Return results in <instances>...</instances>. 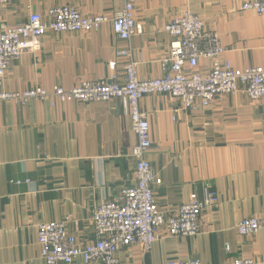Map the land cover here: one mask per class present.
Instances as JSON below:
<instances>
[{
	"label": "crops",
	"instance_id": "obj_1",
	"mask_svg": "<svg viewBox=\"0 0 264 264\" xmlns=\"http://www.w3.org/2000/svg\"><path fill=\"white\" fill-rule=\"evenodd\" d=\"M246 1L136 0L142 30L129 41L116 37L110 21L89 32L49 30L36 51L11 62L0 91L38 85L70 89L111 74L123 80L129 58L116 51L126 46L139 78H159L171 41L163 28L184 11L218 31L233 67L264 66V14L243 9ZM64 5L112 18L123 0H10L0 8V28L24 23L32 12L47 18L51 7ZM209 67L203 59L198 70ZM140 108L152 140L146 158L162 178L154 186L160 208L172 213L191 193L202 196L205 189L218 193L219 204L202 213L199 234L173 237L161 230L147 252L137 244L121 248V264H167L190 257L201 264L236 258L264 264V97L251 99L239 91L216 98L209 108L190 110L168 94L151 93ZM136 143L130 109L121 98L24 105L0 100V264H46L38 243L42 222L66 221L81 244L93 243L99 204L135 183L131 151ZM252 216L261 220V228L241 235L238 223Z\"/></svg>",
	"mask_w": 264,
	"mask_h": 264
},
{
	"label": "built area",
	"instance_id": "obj_2",
	"mask_svg": "<svg viewBox=\"0 0 264 264\" xmlns=\"http://www.w3.org/2000/svg\"><path fill=\"white\" fill-rule=\"evenodd\" d=\"M9 1L0 0V8ZM135 5L136 0H123L122 8L112 18L85 15L72 5L54 6L48 10L47 18L32 12L24 23L3 25L0 28V80L13 60L40 47L42 36L49 30L89 32L110 21L116 37L129 41L142 30L137 22ZM242 8L264 14V0H247ZM163 29L171 41L168 55L161 60L163 74L159 78H139L137 64L131 59L132 51L126 46L116 51L118 55L129 58L124 65L123 80L111 74L99 80H83L70 89L60 85L46 89L38 85L21 92L0 91V100H11L21 105L33 100L92 103L121 98L129 106L132 129L137 135V143L131 151L136 160L135 183L124 188L115 199L99 204L93 217L96 234L93 243L81 244L68 230L66 221L39 224L38 243L46 264H76L77 259H81V264H121L118 257L121 248L137 244L147 252L160 239L161 230L173 237L199 234L202 213L219 204L218 193L205 189L202 196L191 193L189 201L172 213L160 208L154 186L160 185L162 178L146 158L152 140L150 124L140 108V101L147 94L163 93L179 99L182 109L196 110L209 108L216 98L239 91L251 99H260L264 97V66L233 67L224 57L226 49L218 31L207 29L205 21L190 11H184L166 23ZM203 59L210 61L205 72L198 70ZM110 65L114 68L116 63L113 61ZM261 226V220L252 216L242 219L237 229L241 235H254ZM226 249L229 250L228 245ZM167 264H201V260L198 257L179 258ZM224 264H256V261L253 258H236Z\"/></svg>",
	"mask_w": 264,
	"mask_h": 264
}]
</instances>
